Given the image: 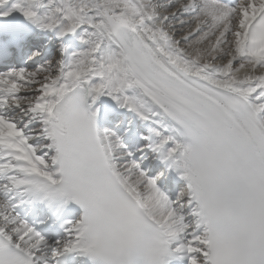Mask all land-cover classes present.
I'll return each mask as SVG.
<instances>
[{"label":"snow or ice","instance_id":"6c2138e0","mask_svg":"<svg viewBox=\"0 0 264 264\" xmlns=\"http://www.w3.org/2000/svg\"><path fill=\"white\" fill-rule=\"evenodd\" d=\"M0 264H264V0H0Z\"/></svg>","mask_w":264,"mask_h":264}]
</instances>
